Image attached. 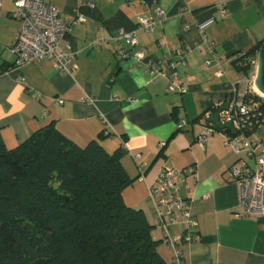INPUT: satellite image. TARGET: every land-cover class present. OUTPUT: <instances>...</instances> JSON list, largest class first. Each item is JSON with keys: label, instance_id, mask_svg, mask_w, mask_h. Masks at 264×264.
<instances>
[{"label": "crops", "instance_id": "1", "mask_svg": "<svg viewBox=\"0 0 264 264\" xmlns=\"http://www.w3.org/2000/svg\"><path fill=\"white\" fill-rule=\"evenodd\" d=\"M46 1L65 19L86 20L74 25L61 42L66 52L75 54L77 70L72 76L60 74L51 61L15 68L12 45L22 24L12 15L13 3L3 1L0 138L5 146L15 149L54 124L80 147L99 140L108 153L125 148L122 165L134 183L124 190V201L142 210L154 226L152 237L167 264H174V251L163 240L150 189L163 167H193L194 176L184 182L177 178L180 196L194 200L192 215L197 222L192 234L198 240L179 247L185 264H264V217L238 216L239 189L228 174L238 155L224 146L222 132L198 143L212 107L234 92L255 90L256 69L244 75L237 59L239 53L264 45V0ZM159 9L162 17L156 15ZM222 9L228 12L224 18ZM141 15L156 20L154 33L138 29ZM119 30L137 33V47H125L145 57L178 62L177 53L185 51L187 65L178 71L188 75V91L169 93L167 79L152 83L144 64L117 61L112 41L96 46L100 38ZM220 70L225 74L220 76ZM128 97L136 101L130 103ZM58 99L64 103L58 104ZM183 119L188 126L179 131ZM246 137L264 143V128ZM140 166H145L143 173ZM169 231L173 236L184 232L181 224Z\"/></svg>", "mask_w": 264, "mask_h": 264}, {"label": "trees", "instance_id": "2", "mask_svg": "<svg viewBox=\"0 0 264 264\" xmlns=\"http://www.w3.org/2000/svg\"><path fill=\"white\" fill-rule=\"evenodd\" d=\"M263 47L238 54L244 75ZM245 98L262 100L253 90ZM126 153H108L99 140L80 147L54 124L15 149L0 138V264H167L154 226L124 201L134 183Z\"/></svg>", "mask_w": 264, "mask_h": 264}, {"label": "built area", "instance_id": "3", "mask_svg": "<svg viewBox=\"0 0 264 264\" xmlns=\"http://www.w3.org/2000/svg\"><path fill=\"white\" fill-rule=\"evenodd\" d=\"M3 1L0 0V9ZM10 1L14 5L13 17L22 24L12 45V51L16 57L14 67L19 68L28 64L51 61L60 74L72 76L77 70L76 56L66 52L62 48L61 42L72 31L73 26L84 23L85 18L78 16L71 20L65 19L62 12L46 0ZM227 13L226 9H222L221 17H226ZM156 15L162 17L164 12L159 9L156 11ZM157 25L158 23L152 17L141 15L137 18L138 29L147 33H154ZM108 40L115 45L117 61L134 59L144 64L145 71L150 76L152 83L157 82L160 78L167 79L169 93L183 94L188 91V75L182 76L178 71L179 66L185 68L187 65L185 51L177 53L178 62H172L169 57L163 60L145 57L141 52L132 51L139 43L137 33L124 30L117 31L110 38H100L96 42V46H101ZM125 45L132 49H127ZM252 64L257 66V61ZM209 65L210 62H206V66ZM218 74L224 75L225 70H220ZM254 92L256 91L254 90ZM246 96L247 90L243 93L234 92L226 102L229 103L228 110L220 113V122L231 123L237 132V135L233 136L225 134L223 144L231 147L239 157V160L228 169V174L239 189V204L242 211L238 216L261 218L264 217V143L248 139L245 133L253 132L255 134L264 128V96L259 95L262 100H247ZM127 101L133 103L136 99L128 97ZM57 102L60 105L64 103L62 99H58ZM223 106L224 102L218 107L222 108ZM207 118L204 120L203 131L198 136V143L201 145L207 141L208 137L218 132L215 125L207 123ZM187 126V120L183 119L179 122L178 130H184ZM144 169L145 166H140L142 173ZM194 175L193 167L186 169L163 167L156 184L150 189L158 209L159 226L164 234L163 240L174 251V264H185L180 245L198 240L192 234L197 226L192 215L194 200L180 196V186L177 182V178L184 182L186 177ZM178 224L183 226V234L171 235L169 227Z\"/></svg>", "mask_w": 264, "mask_h": 264}, {"label": "water", "instance_id": "4", "mask_svg": "<svg viewBox=\"0 0 264 264\" xmlns=\"http://www.w3.org/2000/svg\"><path fill=\"white\" fill-rule=\"evenodd\" d=\"M254 89L255 91L264 96V47L259 51L257 56V68L256 75L254 79ZM229 103H225L220 110L216 113L211 114L207 118V122L216 126L218 130H229L233 135H237L236 130L234 129L231 123H222L220 122V113L224 110H228Z\"/></svg>", "mask_w": 264, "mask_h": 264}, {"label": "bare ground", "instance_id": "5", "mask_svg": "<svg viewBox=\"0 0 264 264\" xmlns=\"http://www.w3.org/2000/svg\"><path fill=\"white\" fill-rule=\"evenodd\" d=\"M258 92V91H257Z\"/></svg>", "mask_w": 264, "mask_h": 264}]
</instances>
